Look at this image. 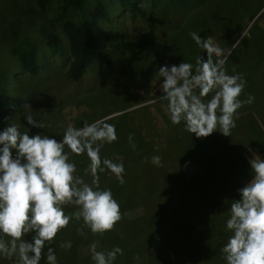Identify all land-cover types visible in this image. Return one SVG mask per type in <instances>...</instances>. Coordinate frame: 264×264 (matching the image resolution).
Returning <instances> with one entry per match:
<instances>
[{"label":"rangeland","instance_id":"1","mask_svg":"<svg viewBox=\"0 0 264 264\" xmlns=\"http://www.w3.org/2000/svg\"><path fill=\"white\" fill-rule=\"evenodd\" d=\"M98 1L107 14L98 22L108 33L104 48L108 61L94 60L79 80H71L65 72L69 53L60 25L50 22L33 0H0V102L10 115L8 125L16 124L30 136L44 133L59 141L69 124L81 127L85 121L106 119L115 126L117 140L104 144L101 158L122 163L125 169L124 184L109 170L99 173L101 189H110L121 209L122 219L112 229L115 234H110L113 239L108 240L106 233L93 234L86 226L85 235L78 234L76 229L83 226V221L73 218L46 244L40 264H47L49 246L55 250L57 264H94L90 251L93 243L97 251L121 246L123 255H117L120 264H222L221 248L230 232L220 242L217 224L201 229L213 219L198 221L203 216L196 207L200 201L196 194L190 196L189 231L185 212L177 218L167 197L174 188L186 194L188 187L180 173L185 178L200 177L204 171L220 173L216 161L208 159L217 157L216 149L224 145L225 139L216 131L215 136H208L210 140L193 147L191 140L205 138L188 133L183 122L171 123L167 101L159 99L163 78L156 72L160 66L182 61L195 64L198 56L206 58V52L189 35L191 32L201 38L210 36L220 48L232 49L231 55L225 53V70L229 75L241 74L246 80L241 101L249 95L255 97L253 103L237 110V126L230 134L238 142L233 144L234 150L247 163L253 153L264 158L263 147L257 141L261 138L264 142V0H141L133 21L118 0ZM47 32L61 37V55L48 50L43 38ZM21 42L34 48V74L23 71L19 64L16 48ZM210 98L211 94L205 99ZM24 103L30 108L20 107ZM26 114L42 122L44 129L28 125ZM129 134L133 135L135 149L129 144ZM69 155L77 175L90 182L91 176L84 175L90 163L87 155ZM153 156L162 158L163 167L151 163ZM251 178L244 179L240 187ZM64 210L70 215L76 208L68 205ZM180 222L182 236L177 231ZM25 239L30 240L31 235ZM67 241L72 243L70 249L60 246ZM192 247L198 249L196 255H191ZM0 264H16V257L0 254Z\"/></svg>","mask_w":264,"mask_h":264},{"label":"clouds","instance_id":"2","mask_svg":"<svg viewBox=\"0 0 264 264\" xmlns=\"http://www.w3.org/2000/svg\"><path fill=\"white\" fill-rule=\"evenodd\" d=\"M189 35L206 52V58L198 56L195 64L182 61L160 66L156 72L163 78L159 99L167 101L171 123L183 122L185 130L197 138H206L215 131L230 136L237 126V110L253 103L255 97L249 95L241 101L246 80L241 74L229 75L225 70V53L231 55L232 49L216 46L210 36L201 38L196 32ZM209 94L211 98L205 99ZM24 118L34 128L45 127L31 114ZM116 140L115 126L106 119L85 121L81 127L69 124L59 141L44 133L30 136L16 124L5 127L0 132V254L16 257V264H40L46 244L73 218L83 221V226L76 229L80 235H85L84 226L93 234L111 231L122 219L121 209L111 190L101 189L99 173L109 170L124 184L125 169L122 163L102 159L100 152L104 144ZM128 141L135 149L132 134ZM69 153L87 155L90 163L84 175L91 176L90 182L77 175ZM151 163L163 167L160 156H153ZM249 164L252 178L238 189L240 198L229 203L226 228L231 235L221 248L226 264H264V158L253 153ZM68 205L76 208L70 215L64 210ZM26 235L31 239H25ZM60 246L70 249L72 243ZM90 251L94 264H113L118 254L123 255L118 246L97 251L95 243ZM46 260L47 264H57L51 246L47 247Z\"/></svg>","mask_w":264,"mask_h":264},{"label":"trees","instance_id":"3","mask_svg":"<svg viewBox=\"0 0 264 264\" xmlns=\"http://www.w3.org/2000/svg\"><path fill=\"white\" fill-rule=\"evenodd\" d=\"M35 5L44 13L45 17L53 23L60 25V28L67 40V49L69 53V59L66 66V75L71 80H79L86 68L92 64L94 60L101 63L108 61L105 55L104 48L108 41V33L99 24L98 20L106 18L107 14L102 5L98 0H33ZM121 9L126 12L127 16L131 21L137 17L139 13L138 2L141 0H118ZM145 1V0H142ZM147 1V0H146ZM45 45L48 50L57 55L63 53V41L56 32H47L43 35ZM17 57L19 64L23 71L34 74L36 72V55L33 46L28 42H21L16 48ZM159 51H156L158 54ZM170 63V62H169ZM10 120V115L4 105L0 102V130L7 127ZM253 126V125H252ZM254 127V126H253ZM216 131L209 137L215 136ZM206 137L203 140L193 139V147H198L204 142L210 140ZM217 139V138H216ZM222 146H218L216 149L217 157L215 159H208L214 162L218 166L217 172L204 171L200 177L185 178V174L180 173V178L185 182L188 187L185 195L179 191H175V188L168 194L170 205L172 206L173 213H176L178 218L179 214L185 212L186 220L185 224L190 231L191 225L188 222V214L192 210V198L191 195L196 194L200 199L196 207L199 213L202 214L204 220L212 217L213 221L202 227V230H207L208 227L216 225L220 227L218 235L220 242L225 241L226 232V221L230 216L229 203L233 199H239L238 189L241 182L246 178H251L253 173L249 163H247L241 154L234 150L236 149L233 144L238 143L232 136H224ZM258 143L263 147L261 138H257ZM239 145L237 144V147ZM230 151V155H228ZM235 153H234V152ZM235 155V156H234ZM234 158L232 159L231 157ZM200 159V158H199ZM204 161L206 158L202 157ZM79 163V162H78ZM176 172V171H175ZM174 172V173H175ZM201 175V174H200ZM239 186V187H238ZM194 199V198H193ZM66 211H68L66 209ZM207 217V218H206ZM182 221V218H181ZM181 222L178 223L179 228L177 229L180 236L183 231L180 226ZM224 229H226L224 231ZM206 232V231H205ZM107 234L109 240L110 234L114 231L104 232ZM186 237L188 236L187 234ZM231 235V233H230ZM121 238V237H119ZM113 239L111 236L110 240ZM116 241V240H115ZM187 240H185V246ZM121 247V246H119ZM196 249V250H193ZM191 255H196L198 249L192 247L190 249ZM189 253V252H188ZM118 258V260H117ZM116 258L115 264H120L119 257ZM219 261L221 259H218ZM224 260V259H223ZM222 264H226L225 260Z\"/></svg>","mask_w":264,"mask_h":264}]
</instances>
